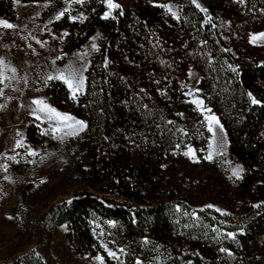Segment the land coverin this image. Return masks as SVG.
I'll return each instance as SVG.
<instances>
[{
  "label": "trees",
  "instance_id": "trees-1",
  "mask_svg": "<svg viewBox=\"0 0 264 264\" xmlns=\"http://www.w3.org/2000/svg\"><path fill=\"white\" fill-rule=\"evenodd\" d=\"M14 1L62 0H0V17L15 19ZM100 1L87 5L95 12L64 48L105 36L84 92L68 98L60 82L46 89L86 122L65 145L78 189L52 209L72 253L97 254L102 229L122 248L117 264H264V49L246 43L264 28V0H206L208 16L177 0V19L153 5L166 0H134L103 19ZM190 68L243 169L237 182L220 159L203 158L207 132L184 89ZM188 145L197 162L182 155ZM24 258L9 264H40Z\"/></svg>",
  "mask_w": 264,
  "mask_h": 264
},
{
  "label": "rangeland",
  "instance_id": "rangeland-1",
  "mask_svg": "<svg viewBox=\"0 0 264 264\" xmlns=\"http://www.w3.org/2000/svg\"><path fill=\"white\" fill-rule=\"evenodd\" d=\"M91 2L101 1L62 0L56 4L14 1L15 19L0 17V22L13 25L6 28L0 24V264L22 263L25 256L40 264H117L122 257V248L112 246L102 229L96 233L97 254L72 253L66 237L67 225L53 222L56 211H52L53 207L69 199L78 189L70 175L65 145L86 128L81 130L75 121H83L85 125L86 122L54 105L46 89L50 83L60 82L66 87L68 98L73 99L68 85L58 78L63 73L74 86L83 79V87L76 97L84 92L87 72L105 36L97 31L69 54L64 48L95 12L87 11ZM133 2L112 0L120 7L109 8L108 0H103L105 11L101 18L112 19ZM191 2L208 16L206 0ZM153 5L173 19L179 17L182 9L181 1L177 0L157 1ZM253 37L257 39L254 41ZM246 43L250 48L264 49V28L250 33ZM50 76L52 79H48ZM199 82L198 71L190 68L185 74L184 89L207 132L203 158L220 159L228 179L237 182L243 169L229 158L225 130L217 115L205 105ZM35 100L73 119L62 121L46 109L41 111L43 105L33 103ZM209 117L215 120L210 121ZM182 155L191 162L199 160L193 145H188Z\"/></svg>",
  "mask_w": 264,
  "mask_h": 264
},
{
  "label": "snow or ice",
  "instance_id": "snow-or-ice-1",
  "mask_svg": "<svg viewBox=\"0 0 264 264\" xmlns=\"http://www.w3.org/2000/svg\"><path fill=\"white\" fill-rule=\"evenodd\" d=\"M74 2L80 3V2H82V0H74ZM108 6H109V8H118V7H120L119 5L113 4V3H112V0H108ZM197 6H199V5H197ZM169 11H170V9H169ZM60 15L63 16L64 13L62 12ZM106 16H107V14H106ZM57 19H59V17H57ZM0 24H2L3 27H6V28H12V27H13L12 24H8V23L0 22ZM256 39H257V37H253V40H254V41H255ZM58 78L64 80V83H66V84L68 85L69 89L72 91L73 98L76 97L77 93H78V92L81 90V88L83 87V79H81V80H80V81L74 86L72 80H71V79H68V78H65L64 75H63V73H62ZM48 79H52V77L50 76V77H48ZM256 102H257V101L253 100V103H256ZM33 103H35V104H37V105H43V108H41V111H43V110L46 109L49 113H54V114H55L60 120H62V121H68V120H72V119H73V118L70 117V116H61L59 113H55V110H54V109H51V108H49L47 105H44V102L41 101V100H35V101H33ZM36 119H40V117L37 116ZM209 120H210V121H211V120H215V117H209ZM75 123L78 124V125H80L81 130H82L84 127H86V125L84 124L83 121H75ZM70 126H71V125H70ZM56 130L58 131L59 129H56ZM209 130L211 131V128H209ZM189 151L191 152V150H189ZM233 174H234V175H238V172H234ZM121 251H122V250H121ZM109 255L115 257L116 254H115L114 252H110Z\"/></svg>",
  "mask_w": 264,
  "mask_h": 264
}]
</instances>
